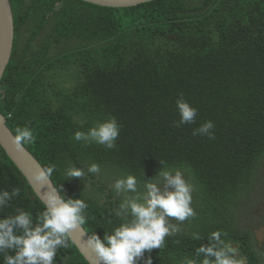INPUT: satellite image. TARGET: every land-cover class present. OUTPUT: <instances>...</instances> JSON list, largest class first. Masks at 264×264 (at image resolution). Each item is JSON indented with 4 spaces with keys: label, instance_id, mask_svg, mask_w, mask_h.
Segmentation results:
<instances>
[{
    "label": "trees",
    "instance_id": "1",
    "mask_svg": "<svg viewBox=\"0 0 264 264\" xmlns=\"http://www.w3.org/2000/svg\"><path fill=\"white\" fill-rule=\"evenodd\" d=\"M8 1L14 36L0 79V113L13 134L18 127L32 129L24 147L44 169L56 165L52 180L62 185L61 195L86 200L82 227L88 235L103 239L119 226V201L94 202L92 191L84 195L66 178L67 168L95 162L101 178L133 174L143 182L163 161L193 185L197 215L174 223L181 231L144 258L180 264L220 230L226 240L239 241L245 264H264V247L256 245L251 226L243 233L240 216L232 215L237 211L229 212L264 184V0H149L124 7ZM61 78L69 82L60 85ZM178 98L197 109L195 123L175 126ZM110 117L120 128L114 149L73 139ZM207 120L215 125L214 138L194 136ZM0 156V189H21L0 217L17 207L29 212L25 178L7 172L11 163L1 146ZM86 172L83 182L92 178ZM35 204L43 210L36 195ZM258 208L262 214L264 204ZM193 233L202 239L193 240ZM66 249L69 264H87L73 244Z\"/></svg>",
    "mask_w": 264,
    "mask_h": 264
},
{
    "label": "clouds",
    "instance_id": "2",
    "mask_svg": "<svg viewBox=\"0 0 264 264\" xmlns=\"http://www.w3.org/2000/svg\"><path fill=\"white\" fill-rule=\"evenodd\" d=\"M176 109L179 120L175 126L195 123L197 109L185 99L176 100ZM214 127V123L207 120L193 129V135L212 139ZM119 130L116 119L110 117L96 122L87 131H76L73 139L85 145L96 144L114 149ZM13 135L17 148L33 140V131L28 126L18 127ZM160 162L163 167L158 173L150 179H143V182L133 174L121 175L110 182L119 201L116 213L122 222L110 233L104 232L103 239L96 233L88 236L87 243L95 251L98 264H138L141 259L143 264H152L150 255L144 258L145 253L161 249L166 237L181 231L170 220L174 218L182 223L197 215L191 206L193 185L186 180L182 171L168 169L163 161ZM55 170V164L43 168L36 180L46 182ZM85 172L92 177L99 173L100 177L101 167L95 162L83 168L72 165L65 170V176L73 180L71 177H82ZM20 193L19 187L11 191L0 189V212H4L11 205L9 201ZM61 193L62 185L59 188L45 185L39 196L43 211L37 214L35 225L31 212L19 207L13 214L0 217L2 264H56L58 251L71 246L72 233L87 221L88 203L83 198ZM226 235L220 230L212 231L206 238L207 242L195 249V256L184 257L180 264H245L238 255L237 247L224 238ZM192 239L200 241L202 237L193 233ZM10 251H14V255L9 254Z\"/></svg>",
    "mask_w": 264,
    "mask_h": 264
},
{
    "label": "water",
    "instance_id": "3",
    "mask_svg": "<svg viewBox=\"0 0 264 264\" xmlns=\"http://www.w3.org/2000/svg\"><path fill=\"white\" fill-rule=\"evenodd\" d=\"M88 3L108 6L124 7L132 6L149 0H82ZM13 18L8 0H0V79L4 69L9 61L13 46ZM13 133L6 126L4 116L0 113V146L7 158L15 164L21 174L32 187L35 195L39 198L46 184L53 185L50 178L46 182L36 180L37 174L43 170V167L32 157V155L23 146L17 148L13 143ZM40 200V198H39ZM264 226L254 230V238L257 245H260V235L264 236ZM88 233L81 226L72 233V244L78 250L87 264H98L95 251L87 243Z\"/></svg>",
    "mask_w": 264,
    "mask_h": 264
},
{
    "label": "rangeland",
    "instance_id": "4",
    "mask_svg": "<svg viewBox=\"0 0 264 264\" xmlns=\"http://www.w3.org/2000/svg\"><path fill=\"white\" fill-rule=\"evenodd\" d=\"M19 41H20V44L22 45L24 39L20 38ZM54 81H55V79H54ZM66 82H69V80H66L65 78H61L60 79V85H63ZM49 94L51 95V93H47L46 94V96L48 98H50ZM10 163H11L10 165H7V172L8 173L9 172H12V173L17 172V173L21 174L20 170L15 166V164H13L12 161H10ZM263 172H264V170H263ZM71 178H73L74 185L76 187H78V189L80 191H82V194L87 195L91 191L90 185H91V183L94 184L93 182H89V181H84L83 182L81 177H71ZM25 181L28 184V186L30 187V189L32 190V192L34 193L32 187L30 186L28 181L26 179H25ZM52 184L55 185L54 181H52ZM85 185H87L90 190L86 189L85 187H87V186H85ZM252 189H255V191H260L261 192V190H264V184L263 185L262 184H259V185L256 184ZM260 192L259 193L256 192L253 196L252 195H248V196L243 197L244 199H242L241 204H240L239 200H236L235 202L237 204H240V206H237L238 208H236V205L234 207L232 205H229V212L233 213V212L237 211V214H232V215L240 216L241 221L239 222L238 225L240 227V231H242L243 233H245V228L244 227H246L247 225L249 227L250 226L251 227H257L256 225L258 223L259 217L261 216V214L258 212V209H259L258 206L261 205V204H264V203H262L263 202L262 199L264 198V192H261V193ZM94 194H95V192H94ZM95 197H97V196H95ZM97 200H98V198L94 199V202L98 203ZM257 200H259V201H257ZM254 203H255V205H254ZM252 204L255 206L254 210L252 209ZM170 222L173 223V224L174 223H178V221H176L174 218H172L170 220ZM260 237H261V239H260V242H261L262 241V235H260ZM231 243L237 247L238 255H239V257H241L240 256L241 254L239 252L242 251V250L240 248L239 241H234L233 240V242H231ZM257 251H258V254L260 253V255L263 256L262 249L257 248Z\"/></svg>",
    "mask_w": 264,
    "mask_h": 264
},
{
    "label": "flooded vegetation",
    "instance_id": "5",
    "mask_svg": "<svg viewBox=\"0 0 264 264\" xmlns=\"http://www.w3.org/2000/svg\"><path fill=\"white\" fill-rule=\"evenodd\" d=\"M5 169L7 170L6 167H5ZM53 176L54 175H51V177H50L51 181H53L52 180ZM89 182H93L94 183V184L91 183V185H90L91 191H92L90 196H91L92 199L98 198V200H97L98 202L102 203L104 201L105 203H108L109 200L114 202L115 199L117 198L116 194L111 189V184H110L111 179L110 178H106V176L104 178H101V177H99V175L96 174L95 176L90 178ZM21 183H23V181ZM27 189L29 191L28 192L29 199L32 201V204H33L32 206L30 205V211L29 212H31V214H32V221H33V224L35 225L36 224L35 220H36L37 214L42 212L43 210L41 208H39L38 206H36V204H35V195H34V193L32 194V190L30 189V187L27 188ZM93 191L95 192V194H94ZM95 196H97V197H95ZM260 225L264 226V210H263L262 216H261V218H260V220H259V222L257 224V227L260 226ZM260 247H264V236H262V241L260 243ZM62 250H65V251L64 252H60V250L58 251V255L55 258L56 259V264H69L70 261H71V260H69L71 251L67 250L66 248H64ZM72 255H74V254H72Z\"/></svg>",
    "mask_w": 264,
    "mask_h": 264
},
{
    "label": "bare ground",
    "instance_id": "6",
    "mask_svg": "<svg viewBox=\"0 0 264 264\" xmlns=\"http://www.w3.org/2000/svg\"><path fill=\"white\" fill-rule=\"evenodd\" d=\"M256 228H254V227H250V230H251V233H252V235L254 236V230H255ZM78 251V250H77Z\"/></svg>",
    "mask_w": 264,
    "mask_h": 264
}]
</instances>
